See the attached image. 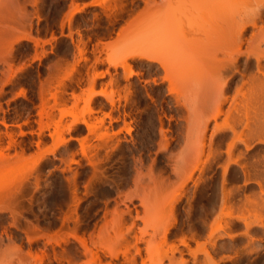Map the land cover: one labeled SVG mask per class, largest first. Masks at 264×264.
Instances as JSON below:
<instances>
[{
	"label": "bare ground",
	"instance_id": "1",
	"mask_svg": "<svg viewBox=\"0 0 264 264\" xmlns=\"http://www.w3.org/2000/svg\"><path fill=\"white\" fill-rule=\"evenodd\" d=\"M140 1L152 16L150 33L120 56L106 57L113 70L120 68L121 79L112 74L95 91L94 77L100 74L88 76V71L86 89L59 82L58 91L49 93L46 83L41 86L35 107L46 123L39 129L35 143L48 136L60 145L44 164L51 163L67 181L73 203L79 200L78 186L87 174L73 171L72 164L81 165L75 154L69 153V147L76 143L83 154L93 152L87 157L93 178H101L115 168L111 213L121 223L129 221L131 228L142 217L138 207L142 211L174 213L176 201L185 197L188 227L205 232L203 244L216 248L220 222L224 227L222 235L229 243L241 233L246 235L247 213H252L260 225L264 240V36L256 41L246 33L247 24L254 27L261 19L264 2L247 10V0ZM135 2L114 0L113 6L120 11L125 6L133 10ZM23 3L24 0H0V19L11 13L25 18L27 9ZM165 28L167 31L162 32ZM81 55L82 52L78 57ZM137 80L153 85L149 86L147 98L159 100L156 119L149 109L141 120L135 113L144 103L137 93ZM158 84L164 85L168 100L154 88ZM114 87L121 92L117 99ZM78 88L82 89L79 95ZM69 97L73 100L71 109H60ZM80 99L83 106L79 116L75 109ZM67 115L70 119L64 121ZM65 125L67 138L63 137ZM19 132L31 133L22 128ZM5 133L10 136L7 126ZM101 151L104 154L99 160ZM35 185L43 188L44 196L48 184L37 181ZM88 187H84L85 192ZM76 205L69 209L70 213L76 212ZM69 221L76 229L82 224L73 215L65 216L62 224ZM240 222L244 231L236 234L234 230ZM54 225L51 221L44 227ZM172 225L173 222L163 226L164 236ZM43 237L48 244H58L51 235ZM246 248L221 259L235 262ZM175 254H181L178 245H172L164 257L172 260ZM28 255L32 256L30 252ZM43 255L35 254L40 264ZM110 256L116 258L117 254L110 251ZM205 256L210 260L206 250ZM137 257L141 258L139 248L132 260Z\"/></svg>",
	"mask_w": 264,
	"mask_h": 264
},
{
	"label": "rangeland",
	"instance_id": "2",
	"mask_svg": "<svg viewBox=\"0 0 264 264\" xmlns=\"http://www.w3.org/2000/svg\"><path fill=\"white\" fill-rule=\"evenodd\" d=\"M91 1L24 0L23 5L27 9L25 18L11 13L0 19V264H40L35 254L41 253L44 254L42 264H68L71 258L70 264H264V240L252 213H247L248 233H241L244 227L240 222L234 231L241 235L230 243L222 235L224 227L220 222L214 249L207 243L203 244L204 231L188 227L185 197L176 201L174 213L142 211L138 207L142 217L137 219L133 228L129 221L119 222L111 213L116 169L101 178L91 177L87 157L93 152L83 154L76 143L68 151L75 154V160L81 167L77 164L71 167L73 171H85L87 176L78 186L76 212L70 213L69 209L75 203L70 198L67 181L54 171L51 163L44 164L60 145L48 136L45 141L35 143L39 129L46 123L35 107L41 86L46 83L49 93L57 90L59 82L86 89L88 71V76L90 73L100 74L94 77L95 91L112 74L115 79H121L120 68L113 70L106 57L120 56L125 49L149 34L148 25L152 17L140 0H136L133 10L125 6L121 11L113 6L114 0H97L95 4H89ZM122 1L128 4L131 0ZM261 2L264 0H247V10ZM184 20L186 22L187 19ZM247 26V36H254L256 41L264 36V9L256 25ZM8 43L11 50L7 47ZM80 52L82 55L79 58ZM97 58L102 61H97ZM136 84L137 93L150 107L143 103L135 110L136 115L140 120L144 119L149 109L156 119V102L159 100L155 97L157 101L153 102L147 98L153 85L138 80ZM79 88L78 95L82 93ZM154 88L168 100L163 84ZM113 89L117 91V99L121 92L116 87ZM131 90L134 91V88ZM72 103L69 97L59 108L70 110ZM82 106L83 100L80 99L75 109L79 116ZM171 110V113L175 112V108ZM105 111L108 112L107 109ZM69 119L68 115L64 117V121ZM5 126L10 136L5 133ZM20 128L31 133L21 134ZM68 134L65 125L63 137L67 138ZM103 154L104 151H101L99 160H102ZM52 172L54 176H50ZM100 179L105 183H101ZM37 181L48 184L44 196L43 188L35 185ZM86 185L89 186L88 192L84 191ZM131 214L134 216V211ZM70 215L81 220L79 229L74 228L72 221L62 224L63 218ZM51 221L55 222L53 228H45L44 224ZM172 222L170 232L164 236L163 226ZM198 223L200 226L201 221ZM45 234L57 239L58 244L46 243ZM172 245H178L181 254H175V258L169 260L164 255H169ZM244 246L247 247L245 252L239 253L235 262L222 261V257ZM136 248L140 249L141 258L133 261ZM205 250L210 260L205 256ZM110 251L117 257H111Z\"/></svg>",
	"mask_w": 264,
	"mask_h": 264
}]
</instances>
